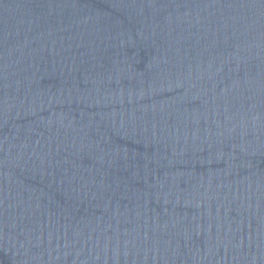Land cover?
I'll use <instances>...</instances> for the list:
<instances>
[{
    "label": "water",
    "instance_id": "obj_1",
    "mask_svg": "<svg viewBox=\"0 0 264 264\" xmlns=\"http://www.w3.org/2000/svg\"><path fill=\"white\" fill-rule=\"evenodd\" d=\"M0 264H264V0H0Z\"/></svg>",
    "mask_w": 264,
    "mask_h": 264
}]
</instances>
